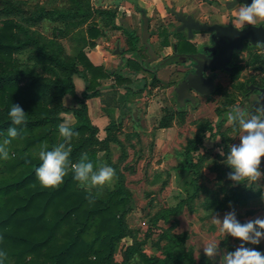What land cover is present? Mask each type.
<instances>
[{
	"label": "rangeland",
	"instance_id": "374dc122",
	"mask_svg": "<svg viewBox=\"0 0 264 264\" xmlns=\"http://www.w3.org/2000/svg\"><path fill=\"white\" fill-rule=\"evenodd\" d=\"M214 5L226 6L234 0H213ZM212 1V2H213ZM91 0H0V22L14 20L18 23L20 44L23 48L17 53L28 50V62L21 65L17 59V65L21 71L27 72L23 81L27 83L33 76H38L42 82L54 85L55 81H61L64 73H51L44 71L49 67L48 55L60 56L69 62L76 60L77 56L84 52L87 41V29L98 24L101 19L96 6H91ZM40 8L49 12L55 10L74 14V18H62L57 21L43 19L37 21ZM218 10L216 15L221 18H235L232 12ZM264 22L258 21L255 25ZM170 31L174 32L178 22L175 18L166 22ZM167 29L165 28V31ZM46 51L41 52L38 43ZM16 53V54H17ZM43 54H46L43 55ZM17 58V56L15 55ZM232 64L244 70L243 80L232 78L229 73L220 72L217 75V88L208 100L202 98L200 107L189 105L180 109L176 103L174 87L169 90L165 84V109L163 116H158L148 121L151 130L145 132L133 131L129 126L121 128L111 124L109 131L101 133L99 130L92 135L91 140L79 149L77 157L82 152H94L105 161L107 154L110 157L112 167L115 169V180L110 187L102 190H93L97 198H100L108 188H115L117 182H121L125 192L130 195L132 207L118 214L122 220V239L113 256L115 264L125 260L132 262V257H138L134 264H145L138 253L156 255L160 259H167L165 264H219L220 257L226 251H232L241 243L239 239L225 236L217 232V226L211 222L213 214L221 219L223 215L234 210L237 218L243 223L257 217H264V210L252 206L249 197L261 195L263 189L252 190L243 184L234 185L228 179L230 169L222 162L224 157L221 151L227 152L229 144H239V138L229 127L228 140L214 151L203 148L199 160L200 176L198 179V192L196 197L185 203L186 199L195 192L192 183V175L180 168L184 159V152L189 143L198 135L206 132L208 125L222 123L228 127L226 112L234 106L250 108L248 85L262 84L264 81V46L258 49L248 48L242 52ZM81 67V64H78ZM231 65V66H233ZM175 75V74H174ZM174 77V76H173ZM175 83L176 79H172ZM51 91L45 98V105L56 110L59 106L67 108L77 107L76 101L69 97H58ZM196 96V95H195ZM199 97V96H198ZM0 109V119L2 117ZM225 112V113H223ZM221 113L223 115L221 116ZM64 120L76 124V117H65ZM133 123L129 118L128 124ZM227 123V124H226ZM169 127H166V126ZM108 127V126H107ZM171 128V131L158 136L160 129ZM46 128L38 129L41 134ZM107 129V128H106ZM162 133V132H161ZM56 143L62 141L58 132L54 134ZM90 137V136H89ZM161 139V143H157ZM44 142L50 146L48 139L40 145L30 149L32 155L38 157L39 150ZM8 147V146H7ZM23 147V144L21 145ZM9 152L10 148L8 147ZM17 155H11L6 161H0V177L4 175L8 163L17 159ZM261 170H264V158L261 161ZM7 175V174H5ZM9 176V175H7ZM264 184V177L261 178ZM118 184V183H117ZM94 202L87 204L90 209ZM204 209L205 212H201ZM83 214H76L71 218L80 221ZM220 241V252L214 258L207 257L203 252V245L210 239ZM246 246L254 247L264 252V240L259 245L245 242ZM130 251H134L129 257ZM136 251V252H135ZM10 263L9 260L6 262Z\"/></svg>",
	"mask_w": 264,
	"mask_h": 264
},
{
	"label": "trees",
	"instance_id": "16d2710c",
	"mask_svg": "<svg viewBox=\"0 0 264 264\" xmlns=\"http://www.w3.org/2000/svg\"><path fill=\"white\" fill-rule=\"evenodd\" d=\"M74 17L72 13L59 10L49 12L40 8L36 20L48 18L57 21ZM97 26L98 24H94L87 29L89 38H97L100 35ZM19 42L18 23L14 20L0 22V109L3 114L0 119V133L3 134L0 135V142L11 124L7 113L12 102L21 105L27 113L26 124L22 128L20 137L13 139L8 145L10 154L18 157L8 163L4 175L0 177V251L4 253L0 260L3 264H7V260L10 262L8 264H115L113 256L123 237L122 220L118 214L128 210L133 204L121 182H117L115 188H108L100 198H97L93 192L95 199L92 201L87 198L88 193L72 179L71 172L59 186L44 187L35 175V167L39 165L40 160L30 153L31 148L40 145L45 139H48L51 147L56 144L54 134L58 132L57 125L64 120L62 115L72 113L77 119L72 127L78 135L71 141L70 159L73 162L78 160L79 149L98 131L88 117L85 99L97 96L100 92L97 90L96 78L90 82L88 73L93 71L95 77L98 73L103 77L106 75L102 73L103 69L93 67L82 52L76 60L69 62L61 59L60 56L48 55L50 66L44 68V71L51 73L59 71L64 73V78L55 81L53 86L42 82L43 80L38 76H33V79L24 83L22 76H27L28 73L20 70L15 57L23 48L22 43ZM139 42V37L132 34L133 46ZM36 43L40 44L42 53L46 51V48L42 47L45 45L39 40ZM189 47L194 50L191 45ZM78 64L85 67L84 71ZM232 67L230 76L237 78L239 68L234 65ZM133 72L135 76L138 75L137 72ZM76 75H81L89 82L82 98L75 90ZM117 83L130 85L132 77L119 75ZM127 90H130L128 86ZM51 91L59 94L58 97L71 96L76 101L77 107L59 106L56 110L48 107L45 105V98ZM43 128H46L43 133H36L38 129ZM222 128V123L208 125L206 132H209V137L204 133L197 136L184 152L180 168L193 176L192 183L195 186V192L186 199L185 203L196 197L199 188V165L194 160L199 158L206 137L213 142L217 139L223 142ZM88 153L94 162L104 161L112 166L108 154L105 161V157L100 159L95 151ZM254 197L257 196H251L249 200ZM90 202L94 204L88 209L86 206ZM79 213L83 214L80 221L71 220ZM133 252H128L129 257ZM138 254L145 264L167 262V259H160L156 255H146L142 252ZM175 263L179 264L178 258L175 259ZM120 264H130V261L127 259Z\"/></svg>",
	"mask_w": 264,
	"mask_h": 264
},
{
	"label": "crops",
	"instance_id": "0c3cea01",
	"mask_svg": "<svg viewBox=\"0 0 264 264\" xmlns=\"http://www.w3.org/2000/svg\"><path fill=\"white\" fill-rule=\"evenodd\" d=\"M91 1V6H96L98 14L101 17L97 21V29H99L100 35L97 38H89L86 32L87 41L89 42L85 46L83 53L93 67L103 69L102 73L106 76L103 77L101 73H98L95 77L93 71L90 70L91 72L88 73L90 82L96 78L98 83L97 90L100 93L97 96L86 98L85 103L92 125L102 134L106 130H111V124L121 128L122 123L124 124L123 127L127 125L133 131H150L151 128L148 121L164 114L165 84L167 87L171 86L169 90H172L175 85L173 90L175 92L177 85L186 77L188 68L177 63L179 54L202 52L204 47L212 45L210 33H196L193 39H190L187 31H178L181 25L178 21L174 32L170 31L166 22L173 18L176 19L174 11L191 15L200 23H219L222 25L232 23L233 18H221L219 15H216L218 10L222 12L233 10V16H235L236 12L234 8L222 9L225 6H218L217 10L213 0ZM143 13L149 18L150 32L152 34L150 43L159 57L156 62L150 64L147 63L149 58L147 48L142 42ZM246 26L248 25L242 27L237 25L238 28ZM165 28L167 29L166 31ZM132 34L140 39V42L136 46H133ZM189 45L194 47V50ZM249 47L258 49L259 45H247L242 52H247ZM240 53L236 54L234 59L238 58ZM81 69L84 71L85 67L81 66ZM133 71L137 72L138 75L135 76ZM220 72L222 71H215L214 74L216 88L217 75ZM119 75L131 76L132 83L130 85H118L117 76ZM242 75L244 76V70H239L237 80H243ZM172 79H176L178 82L175 83ZM74 83L77 95L82 98L89 82L81 75H76ZM251 85H255V83L247 86L249 89L248 93H250H247L246 96L250 98L251 95H255L252 98L255 100L256 92L250 90ZM261 85H264V81ZM127 86L130 90H127ZM211 96L207 97L199 94L198 97L196 95L197 101L195 103L190 101L191 103L189 104L186 102L183 107L179 105L176 97V103L180 109L188 108L187 106L189 105L200 107L202 104L201 99L206 98L208 100ZM250 105V108L247 110L252 112L255 110V106H253L252 101ZM223 113H221V116ZM73 116L72 113L65 114V117H70L72 118L71 120H73ZM129 118L133 120V123L128 124ZM229 127L233 128L232 125L228 127L223 126L222 128V143L218 139L216 142H213L208 138L209 132H205L204 134L208 137L205 139L203 148L211 149L210 151L221 149L216 144L221 143L220 146H222L225 140H228ZM169 131H171V128L160 129L158 136L160 137V134L163 135ZM157 143H161V139ZM203 148L201 147L200 154L204 151ZM103 156L105 157V155ZM250 202L252 206L264 210V198H262V195L250 199Z\"/></svg>",
	"mask_w": 264,
	"mask_h": 264
},
{
	"label": "clouds",
	"instance_id": "9594fccd",
	"mask_svg": "<svg viewBox=\"0 0 264 264\" xmlns=\"http://www.w3.org/2000/svg\"><path fill=\"white\" fill-rule=\"evenodd\" d=\"M233 8L236 9L234 26L255 25L264 20V0H251L250 4L240 3L234 0ZM21 65L28 62L29 52L23 50L16 54ZM8 118L11 122L6 130V135L0 142V161L10 158L8 145L13 139L19 138L23 126L26 124L27 113L19 104L13 103L8 109ZM227 123L233 126L232 131L239 138V144H229L228 151H221L222 161L229 169L228 179L234 185L243 184L252 190L264 189L261 178L264 171L261 170V161L264 158V104L255 106V110L249 112L245 107L234 106L226 112ZM58 134L62 141L51 148L44 142L39 150L40 163L35 167V175L44 187H57L64 182L65 177L71 172L72 179L78 186L88 193L90 201L95 199L93 190H102L110 187L115 180V169L104 161L94 162L88 152H82L75 162L70 157L72 153V139L78 135L71 123L67 120L58 125ZM0 135H3L0 133ZM264 198V191L261 192ZM201 212H205L201 209ZM211 222L217 226V232L225 236H231L241 241L240 245L232 251H226L219 260V264H264V252L257 248L246 246L245 242L259 245L264 240V217H257L246 222H241L234 210L228 211L221 219L218 215L211 216ZM203 252L209 258L216 257L220 252V241L210 239L203 245ZM4 253L0 251V257ZM138 257H132V262ZM0 264L3 261L0 260Z\"/></svg>",
	"mask_w": 264,
	"mask_h": 264
},
{
	"label": "water",
	"instance_id": "95a60500",
	"mask_svg": "<svg viewBox=\"0 0 264 264\" xmlns=\"http://www.w3.org/2000/svg\"><path fill=\"white\" fill-rule=\"evenodd\" d=\"M240 3L250 4L251 0H239ZM233 2L227 4L222 9H232ZM177 21L181 24L178 31H187L190 39H193L196 33H210L211 46L204 47L202 52L179 54V64L192 67L185 79L180 82L175 94L180 106H184L187 101L195 103L197 100L192 95V91L202 95L211 96L216 89L215 76L209 75V72L224 71L231 73L233 71L232 62L236 54L244 51L247 45H264V24L248 25L244 28L229 23L222 25L219 23L208 24L200 23L191 15L173 12ZM143 33L142 42L148 51L147 63H153L158 60V55L150 43L152 34L150 32L149 18L143 13ZM177 50V47H176ZM251 91L257 90L259 94L253 100V106L264 104V86H250Z\"/></svg>",
	"mask_w": 264,
	"mask_h": 264
},
{
	"label": "flooded vegetation",
	"instance_id": "af4514ba",
	"mask_svg": "<svg viewBox=\"0 0 264 264\" xmlns=\"http://www.w3.org/2000/svg\"><path fill=\"white\" fill-rule=\"evenodd\" d=\"M260 24H264V22H262V23H260ZM260 24H258V25H260ZM190 71H193V68L192 67H188V70L186 71V75L190 72ZM211 74H215V72H209V75H211ZM255 86H259V87H263L262 85H259V84H255ZM255 92H256V97H257V95L259 94V92L257 91V90H255ZM192 93V95L195 97V95H197V96H199V94L198 93H196L195 91H192L191 92ZM250 93V92H249ZM248 93V94H249ZM187 103H191L190 101H187Z\"/></svg>",
	"mask_w": 264,
	"mask_h": 264
}]
</instances>
